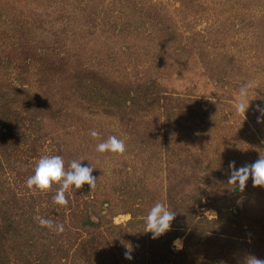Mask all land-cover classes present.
Segmentation results:
<instances>
[{
    "label": "trees",
    "instance_id": "16d2710c",
    "mask_svg": "<svg viewBox=\"0 0 264 264\" xmlns=\"http://www.w3.org/2000/svg\"><path fill=\"white\" fill-rule=\"evenodd\" d=\"M71 1L82 23L59 9L54 22L66 36L72 30H96L101 23L134 41L155 37L176 42L177 54L184 46L191 63H196L197 51L215 85L231 80L243 83L229 79L240 65L233 62L224 34L259 30L254 28L259 20L264 26V19L254 18L263 16L264 0H169L176 5L174 12L162 1ZM36 3L32 0L31 5ZM21 14L8 23L11 45L0 49V264H245L248 256L264 260V207L260 208L264 187L253 186L251 177L243 191L228 182L230 162L236 168L252 162L224 137L206 134V128H201L210 113L207 100L169 93L153 77L120 80L94 64V54L85 50L86 40L68 45L56 36L50 42H38L31 30L44 29L45 15L31 9ZM176 14L189 25L188 30H207L200 38L191 37L193 47L177 32L181 29ZM201 23L204 26L196 28ZM8 30H15L13 37ZM252 37H247V44H255L256 36ZM217 43L219 53H214ZM260 71L256 68L253 73ZM242 73L234 76L240 78ZM83 101L87 111L113 117L133 133L150 114L161 117V128L140 134L146 137L144 150L159 153L157 166L150 171L134 166L107 181L109 192L104 196L96 186H73L65 193L67 206L53 202L58 184L43 192L34 188L30 194L10 187L6 173L11 182L26 187L41 156L61 154L60 147L54 154H43L51 140L46 124L64 114L78 115ZM258 135L264 141L261 131ZM69 165L65 163V170ZM158 169L164 171L163 181L155 186L161 190L164 186L163 193L144 181L148 174L157 175ZM157 202L176 215L170 230L153 239L151 232H144V217ZM202 203L217 216L198 214L196 206ZM118 214H129V218L115 223ZM37 217L52 220L53 228L40 226ZM56 224H63L62 233H56ZM176 238L182 239L180 249L174 248ZM126 252L132 259L125 258Z\"/></svg>",
    "mask_w": 264,
    "mask_h": 264
},
{
    "label": "rangeland",
    "instance_id": "374dc122",
    "mask_svg": "<svg viewBox=\"0 0 264 264\" xmlns=\"http://www.w3.org/2000/svg\"><path fill=\"white\" fill-rule=\"evenodd\" d=\"M160 1L164 3L168 11L174 12L176 5L169 0H146V3ZM72 2L71 0H37L36 4L31 5L32 0H0V49L4 46H10L12 43V41L7 40V29L10 28L8 23L11 22L12 24L18 16L24 15L21 12L25 13L27 11L28 13L31 9L35 14L37 12L45 15L44 29L31 30L34 40L38 42L43 40V43H47L53 40V37L62 36L61 39L65 40L68 45L76 39L86 40L85 50L89 55L94 54V64L102 70L113 73L120 80L130 78L135 81L153 77L169 93L206 99L210 113L207 115L203 127H201L206 128V134L209 133L214 137H224L227 143H231L237 149V153L246 156L247 162H254L260 154L264 155V141L258 135L259 131L264 135V117H260V122H258L257 117L260 116V113L256 110L257 105L264 108V26L261 25L259 20L264 19V11H262L263 16L261 18L258 14H256L257 17H254L259 20V25L256 24L257 26L254 28L259 30H239L234 34L230 31V34L229 32L224 34L233 62L240 65L238 71L243 72L240 74V78L234 76L239 73L235 72L229 79H241L243 83H237L235 80L234 84L231 80V82H225V84L219 82L215 85L214 82H211L212 78L206 74L205 68L208 65L204 66L201 59L196 55L197 51L194 54L196 63H191V58H188L189 52L184 46H181L184 51L177 54L176 42L161 41L155 37L147 39L143 37L142 39L139 38L138 41H134L125 35H120L117 31L107 30L106 26L101 25V23L98 24L96 30L95 28L72 30L73 33L66 36V34L57 30L59 23L54 21L58 10L62 9L74 14L78 22L82 23V20H79V9H74ZM261 5L264 8L263 4ZM30 18L32 19L31 15ZM174 18L181 29L177 32L186 36L189 45L192 47L194 45L193 38H200L199 34L207 32V30H188L185 28V21L178 14ZM196 26V28H202L204 23ZM8 31H10L9 35L13 37L15 30ZM250 33L256 36V42L252 45L246 43L248 38L254 39ZM192 36L193 38H191ZM217 45L219 43L212 48L214 53H219ZM123 50H127L125 54H123ZM105 52H108V54ZM159 57L162 58L158 63ZM256 68L261 69L257 75L253 73ZM248 81H253L255 87L249 90V99L251 100L244 117L243 114L235 113L234 104L239 88ZM79 106L81 111L78 115L64 114L61 118L46 124L51 132V140L46 142V147L42 151L43 154H54L55 150L60 147L61 154L57 153L56 155L61 156L65 163L68 164L72 160H78L81 161L82 165L92 166L94 168L92 175L97 177L96 188L101 195L103 194L102 196L109 192V190L107 191L108 185L105 184L107 181L118 179L125 171L130 172L134 166L136 170L144 166L145 169H149L148 171H150V168L157 166L161 159L159 153L144 150L142 142H145L146 137L140 136V134L142 131L151 132V129L157 126L161 128L159 125L163 121L161 117L157 114H150L146 123L137 128V133H133L128 125L113 117L87 111L86 107L88 106L85 101L81 102ZM93 130L99 133L98 137L93 138L90 136L89 133ZM109 136H116L124 141L126 150L123 154L96 151V145ZM145 144L147 143L145 142ZM162 172L164 171L159 170L157 175L154 176H152L154 173L148 174L147 178L144 179L145 183L160 191L161 187H157L155 184H162ZM6 177H9L8 185L13 189L18 188L19 192L22 191L28 194L34 192V188L28 189L21 186L20 182H17L18 184L11 182L10 175L7 173ZM164 188L163 186L161 193L164 192ZM263 207L264 204L262 206L260 204V208ZM196 210L198 214H204L207 218L217 216L216 211L205 203L196 206ZM128 218L129 214H118L113 218V221L121 223ZM177 239L181 241L182 245V239L176 238L175 240ZM174 248L177 249L175 246ZM65 264H69V262L65 261Z\"/></svg>",
    "mask_w": 264,
    "mask_h": 264
},
{
    "label": "clouds",
    "instance_id": "9594fccd",
    "mask_svg": "<svg viewBox=\"0 0 264 264\" xmlns=\"http://www.w3.org/2000/svg\"><path fill=\"white\" fill-rule=\"evenodd\" d=\"M255 87L253 81H248L239 88L237 99L234 104L236 114H243L249 108V90ZM256 110L260 113L257 121L260 122V117H264V108L257 105ZM90 136L96 138L99 133L95 130L91 131ZM126 150L125 143L122 139L116 136H109L106 140L96 145V151L100 153L112 152L123 154ZM65 162L59 155L41 156L34 165L33 172L25 181L28 189L36 188L40 191H47L55 183L59 185L58 190L53 196V202L61 206H67L68 199L65 193L71 188L80 189L84 184L89 185L90 189L96 186L97 177L92 175L93 167L82 165L81 161L72 160L69 169L65 170ZM229 168L232 169L229 178V183L236 185L239 190L243 191L249 177L252 179L253 186L264 187V155H259L258 159L251 164H245L239 168L235 167V162H230ZM176 213L173 210L165 207L163 203H155L144 217L145 230L151 232L152 238H158L166 231L170 230L171 222L174 220ZM39 225L52 229L54 222L50 219L37 217ZM54 230L57 234L64 231L63 224H56ZM174 246L179 249L182 247L179 239L174 240ZM126 259H132L130 252L125 253ZM245 264H264V260L255 256H248L245 259Z\"/></svg>",
    "mask_w": 264,
    "mask_h": 264
}]
</instances>
